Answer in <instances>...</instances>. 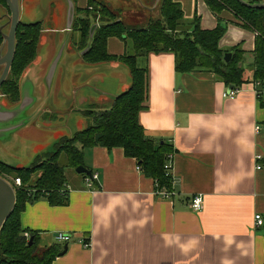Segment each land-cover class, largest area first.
<instances>
[{
	"label": "crops",
	"instance_id": "0c3cea01",
	"mask_svg": "<svg viewBox=\"0 0 264 264\" xmlns=\"http://www.w3.org/2000/svg\"><path fill=\"white\" fill-rule=\"evenodd\" d=\"M88 1L74 0L75 7L85 9ZM175 1L189 23L197 14L203 29L227 22L219 46L229 51L240 45L251 68L254 30L240 24L229 9L215 13L205 0ZM2 11L9 13L5 7ZM66 22L42 26V33L51 32L49 49H56L58 38L65 36ZM125 50L122 38L107 40L109 54ZM82 52L74 42L68 48L56 91L45 103L50 100L49 106L19 134L32 144L43 139L41 148L32 146L29 164L61 138L85 129L90 120L83 110L109 108L131 85L125 63H89ZM38 57L39 44L29 66ZM175 60L172 52L138 57V65L150 70L149 107L140 121L147 136L175 148L174 195L161 196L156 181L123 148H83L84 166L99 178L88 185L89 175L67 168L66 204L53 205L41 196L21 213L22 227L38 231L40 245L58 244L61 251L68 245L53 264H264V225H255L257 213L264 217V166L259 162L264 156V92L257 95L247 82L233 98L225 97L229 87L216 73L177 72ZM195 194L203 197L200 211L191 206ZM59 234L70 239L61 241ZM88 241L89 247L84 245Z\"/></svg>",
	"mask_w": 264,
	"mask_h": 264
},
{
	"label": "trees",
	"instance_id": "16d2710c",
	"mask_svg": "<svg viewBox=\"0 0 264 264\" xmlns=\"http://www.w3.org/2000/svg\"><path fill=\"white\" fill-rule=\"evenodd\" d=\"M205 1L215 13L220 14L223 9H229L240 24L256 32L251 68L248 69L245 65L246 53L240 45L229 51L219 46L227 29V22L219 20L215 28L203 29L197 14L192 22L185 21L182 5L175 0H159L157 6L161 16L150 18L145 26L127 24L122 18L124 8L113 6L105 0H89L85 9L75 7L73 28L81 34L80 42L75 44L80 50L87 47L93 20L97 21V15H100L91 46L83 55L85 61H122L130 69L131 85L114 99L109 108L83 110L90 120L88 126L72 136L61 138L50 149L38 154L31 164L17 168L0 159V171L21 179V185L14 187L17 195L15 209L0 232V264H53L61 247L51 244L40 248V233L22 227L21 213L28 202L41 196H45L53 205L68 202V190L64 189L67 184L65 168L76 169L84 165L83 148L121 147L127 156L137 160L147 176L156 181L158 192L173 191L172 169L169 170L166 165L171 161L175 148L167 141H157L147 136L140 121V113L149 107L150 70L148 66L138 65L139 56L149 57L150 54L172 52L176 57L177 72L212 71L227 87L232 86L234 89L251 81L259 80L264 83V8L247 7L239 0ZM147 2L139 0V9L135 2H131L137 11H129L155 10L157 6L152 10V3L149 5ZM0 6L9 11L7 0H0ZM91 6H95L99 14L90 17ZM185 26H191L192 29L188 30ZM42 30L41 21H20L18 25L14 61L0 88V92L11 103L20 100V78L36 58ZM112 36L124 40L126 50L123 55L108 53L107 40ZM2 43L3 35L0 32V47ZM230 51L232 57L226 61L225 54ZM259 162L264 166V156Z\"/></svg>",
	"mask_w": 264,
	"mask_h": 264
},
{
	"label": "water",
	"instance_id": "95a60500",
	"mask_svg": "<svg viewBox=\"0 0 264 264\" xmlns=\"http://www.w3.org/2000/svg\"><path fill=\"white\" fill-rule=\"evenodd\" d=\"M239 1L247 7L264 8L263 2L251 3L246 0ZM68 3L65 36L59 41L56 49L53 46L51 47V53L44 63H38L39 65H36L37 61H35L25 70L20 82V100L17 103L9 104V102L3 99V94L0 92V143L4 145L12 143L18 138L20 132L40 114L47 99L56 91L55 88L59 70L64 59L68 55L69 41L72 37L75 21V2L74 0H68ZM7 5L9 13L0 15V20H4L2 24H0V32L3 35V43L0 47V67H2L0 73V88L7 79L14 61L16 52V33L21 21L20 0H7ZM98 25V23L92 24L90 28V40L87 47L83 50L82 55L89 50ZM231 57L232 52H227L225 54L226 61H229ZM31 72V75H34V80L29 77ZM228 89H232V86ZM0 159L8 165L13 166L11 162L7 160L6 156L1 155V151ZM76 171L78 173H85L89 176L92 175V171L84 165L78 166ZM16 203L17 195L13 184L0 175V232L7 218L15 209ZM31 243L32 238L30 239V244ZM67 248L68 245L65 244L60 254H64Z\"/></svg>",
	"mask_w": 264,
	"mask_h": 264
},
{
	"label": "rangeland",
	"instance_id": "374dc122",
	"mask_svg": "<svg viewBox=\"0 0 264 264\" xmlns=\"http://www.w3.org/2000/svg\"><path fill=\"white\" fill-rule=\"evenodd\" d=\"M106 2L112 4L113 6H122L124 8V13L122 11V18L126 20L127 24L130 25H143L145 26L146 22L150 20V18H158L160 17V10L159 6L156 7V1L152 3L151 8H155L152 12H146L141 10L140 12H132V11H137L132 7L133 3L136 0H105ZM139 1V0H137ZM264 3V0H262ZM68 0H22V6H21V17L20 20L23 23H34L41 21L42 26H60V25H65V21L67 19L65 18V10L66 6L68 7ZM137 5V9L140 8V5ZM90 10V17L93 16L94 14H99V11L95 6H91L89 8ZM3 7L0 6V13L3 12ZM132 10V11H129ZM82 15H85V13H82ZM97 21H94L93 18V23H98L99 24V18L100 15H97ZM185 21L189 22L190 19L185 16ZM2 24V20H0ZM188 28V30H191V26H185ZM7 29V28H6ZM51 35V32H45L42 33L40 42H39V57L36 60V65L39 63H44L47 59L48 56L51 53V49H49L51 41L49 40ZM81 40V34L80 32L76 31L74 32V36L71 37L69 41V47L72 45L74 42L76 45L78 42ZM60 41V38H58L57 42ZM38 64V65H39ZM247 67V66H246ZM0 71H2V67H0ZM250 74V72L248 71ZM1 91V90H0ZM4 100H6L5 97H3ZM50 104V100L45 104L44 107H48ZM69 104V103H67ZM53 107V106H50ZM44 114V113H43ZM41 120H43L41 118ZM21 136H18L12 143H8L6 145L0 143V151L1 155L6 156L9 158L11 161V164L15 167H23L27 164H29V158L31 157L32 153V148L34 147L35 149L41 148L40 142L43 141V139L38 140L37 143H28L26 142L23 138H20ZM33 146V147H32ZM70 168L66 167L65 169ZM1 176L5 177L7 180H9L13 186L15 187V178L13 174L8 173V172H2L0 171ZM18 186V185H17ZM40 248H43V245H40Z\"/></svg>",
	"mask_w": 264,
	"mask_h": 264
},
{
	"label": "built area",
	"instance_id": "2783aa9c",
	"mask_svg": "<svg viewBox=\"0 0 264 264\" xmlns=\"http://www.w3.org/2000/svg\"><path fill=\"white\" fill-rule=\"evenodd\" d=\"M251 83L253 84L257 95H261L264 92V83L263 82L256 80V81H251ZM242 87H243V85H241L239 88H236V89H234L232 87V89H230V90L228 89L227 91H225L223 93V95L225 97L233 98L242 89ZM173 156H171V158H172L171 161H169V163L166 165V168H168L169 170L172 169ZM138 169L142 170V168L140 166H138ZM98 178H99L98 173H92V175L88 176L86 179L87 184L92 185L93 181L98 179ZM15 184L18 186L21 185V179L19 177H17L15 179ZM159 194L163 197L171 198L174 195V191L163 190V191H159ZM191 206L196 211L202 210L203 209V197H202V195H200V194L193 195L191 198ZM255 225L258 227L264 225V217L261 213H257L255 215ZM26 235H28V233H26ZM57 238L61 241H68L70 239V236L68 234H59V235H57ZM84 245L89 247L91 244L88 241V242H85Z\"/></svg>",
	"mask_w": 264,
	"mask_h": 264
},
{
	"label": "flooded vegetation",
	"instance_id": "af4514ba",
	"mask_svg": "<svg viewBox=\"0 0 264 264\" xmlns=\"http://www.w3.org/2000/svg\"><path fill=\"white\" fill-rule=\"evenodd\" d=\"M90 8V7H89ZM150 9H151V7H150Z\"/></svg>",
	"mask_w": 264,
	"mask_h": 264
}]
</instances>
